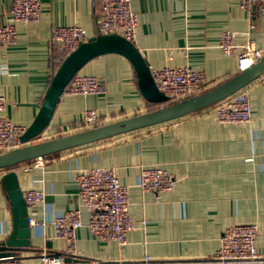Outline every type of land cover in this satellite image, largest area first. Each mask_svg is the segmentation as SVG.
Segmentation results:
<instances>
[{"label":"crops","instance_id":"1","mask_svg":"<svg viewBox=\"0 0 264 264\" xmlns=\"http://www.w3.org/2000/svg\"><path fill=\"white\" fill-rule=\"evenodd\" d=\"M12 2L0 0V26L8 23ZM42 7L38 22L16 24L14 45H0V95L6 101L0 117L26 128L54 72L52 28L79 25L89 37L97 34L96 0H42ZM132 8L139 18L134 43L150 69L195 67L206 74L207 89L239 72L238 55L247 46L264 51V17L252 21L240 0H132ZM225 33L232 34L237 47L233 55L220 47ZM79 74L100 78L106 93L63 94L39 141L83 130L86 110L95 111L96 126L148 111L123 57H97ZM243 92L251 103L248 123L220 124L211 107L48 156L41 167H32L33 161L14 167L22 192L32 188L45 195L43 202L27 205L28 217L39 223L31 226L30 248L17 255L34 264L43 251L79 258L67 264H223L214 257L224 229L253 224L256 251L264 256V76ZM138 133L143 135L135 138ZM144 166L169 170L176 180L173 189L142 191ZM92 167L115 169L127 187L131 217L144 222L128 234L124 245L102 241L87 227L88 213L78 198L75 175ZM77 208L83 225L70 250L55 236L53 222ZM11 231L10 203L0 179V241ZM227 264H264V257Z\"/></svg>","mask_w":264,"mask_h":264},{"label":"built area","instance_id":"2","mask_svg":"<svg viewBox=\"0 0 264 264\" xmlns=\"http://www.w3.org/2000/svg\"><path fill=\"white\" fill-rule=\"evenodd\" d=\"M98 4L97 33L119 34L133 41L136 38L138 14L132 8V0H96ZM254 0H240V6L252 13V21L264 17V0L256 5ZM42 0H13L10 7L8 23L0 26V45H14L17 39L16 24H31L40 20ZM88 33L79 25L54 26L51 30V41L54 47L65 56L74 51L81 42L89 39ZM220 47L228 54H235L237 47L232 45V34L222 36ZM264 56L262 49H250L248 46L238 55L239 71ZM157 88L170 98L180 101L207 90L206 74L195 67L182 65L151 70ZM264 76V75H263ZM261 76L260 78H262ZM106 93L104 82L93 75L77 74L63 94L69 95H102ZM5 98L0 95V110L5 107ZM216 121L220 124L248 123L251 120V103L248 95L240 90L232 96L214 105ZM98 117L93 110L84 112V129L96 126ZM26 127L5 117H0V153L8 152L22 145L20 136ZM46 158V157H45ZM45 158L32 160V167H41ZM5 173L0 170V179ZM78 198L88 213L87 227L97 238L107 243L115 242L124 245L128 234L143 221L134 220L129 213V195L127 187L119 180L112 167H92L76 172ZM176 183L173 175L161 166H144L141 168L139 187L144 192L171 191ZM23 197L27 205L44 201V193L37 189H26ZM29 226H37L38 221L28 217ZM82 210L70 209L58 216L53 226L55 236L63 239L73 249L76 230L82 227ZM257 227L253 224L231 225L224 229L220 237V247L215 260L223 264L231 261L257 260L255 241ZM0 264H34L19 255L0 257ZM36 264V263H35ZM37 264H67L63 256L43 251Z\"/></svg>","mask_w":264,"mask_h":264},{"label":"water","instance_id":"3","mask_svg":"<svg viewBox=\"0 0 264 264\" xmlns=\"http://www.w3.org/2000/svg\"><path fill=\"white\" fill-rule=\"evenodd\" d=\"M256 5H254V9H256ZM108 54L119 55L130 63L141 97L147 103L159 106L153 110L107 124L39 141V137L48 128L64 90L71 80L90 61ZM263 75L264 56L197 95L180 101H171L157 88L148 61L133 41L116 33H97L86 42H81L74 51L64 57L52 73L44 95L37 105L38 112L34 120L20 136L22 145L8 152L0 153V170L5 171L1 178V184L10 203L12 215V231L8 237L0 241V257L18 254L31 246L32 230L28 223V208L19 186L17 173L13 170L14 167L37 158H45L201 112L243 90ZM51 247V243L48 242L47 248ZM49 252L63 256L65 262L79 261L75 255Z\"/></svg>","mask_w":264,"mask_h":264},{"label":"trees","instance_id":"4","mask_svg":"<svg viewBox=\"0 0 264 264\" xmlns=\"http://www.w3.org/2000/svg\"><path fill=\"white\" fill-rule=\"evenodd\" d=\"M64 57H65V54L61 50H59L57 47H54V56L52 57V64H53L54 71L56 70L60 62L64 59ZM148 104H149L148 111L153 110L159 106V105L150 104V103Z\"/></svg>","mask_w":264,"mask_h":264},{"label":"rangeland","instance_id":"5","mask_svg":"<svg viewBox=\"0 0 264 264\" xmlns=\"http://www.w3.org/2000/svg\"><path fill=\"white\" fill-rule=\"evenodd\" d=\"M213 109H214V108H213ZM144 133H146V132H144ZM142 135H143V133H138V134H136V135H134V136H135V138H140Z\"/></svg>","mask_w":264,"mask_h":264}]
</instances>
